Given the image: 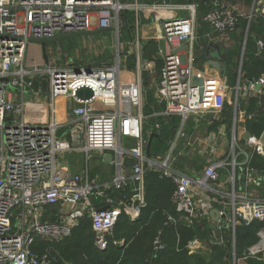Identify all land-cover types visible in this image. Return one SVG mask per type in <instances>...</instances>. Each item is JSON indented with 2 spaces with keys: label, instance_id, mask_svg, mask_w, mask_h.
Returning <instances> with one entry per match:
<instances>
[{
  "label": "built area",
  "instance_id": "built-area-1",
  "mask_svg": "<svg viewBox=\"0 0 264 264\" xmlns=\"http://www.w3.org/2000/svg\"><path fill=\"white\" fill-rule=\"evenodd\" d=\"M114 1L0 0V264H48L46 257L40 260L34 254V243L38 239L59 240L70 236L86 216L96 231V244L105 249L108 233L123 211L133 220L139 218L140 208L145 204V176L149 168L160 170L174 181L177 207L191 219L209 214L207 206H213L196 198L193 186H197L211 195L212 201L225 205L220 213L226 214L222 219H227L226 224L233 231L237 224L264 221V199L253 197L247 191L228 192L211 185V181L218 179L217 169L229 163H211L202 176L181 173L173 167L172 153L184 136V123L192 115L200 117L222 111L228 90L222 76L196 69L186 61L181 49L175 53V48L168 49L175 41L187 42L189 48H194L197 39L194 16H171L172 10L187 6L166 0ZM212 1L213 7L204 20L224 35L237 26L240 15L223 0ZM121 10L135 14L134 33L127 40L126 50L134 56L136 78L133 81L121 79L123 51L114 55V63L92 67L91 71H87L85 65H45L37 59L38 54L30 62L33 38L106 29L116 32L120 44ZM140 11L145 16L151 13L161 27L158 39L164 45L157 39L162 65L155 95L164 103V109L159 114L180 118L181 128L177 129L168 152L161 158L146 155L148 139L144 127L149 116L144 113L143 77L154 63L144 55ZM195 76L203 78L202 92L200 86L194 84ZM38 78L46 79L49 91L50 109L46 120L28 115V109L34 105H30L25 95L33 90ZM256 85L263 87L264 77L251 83L250 88L255 89ZM84 86L93 91L90 99L76 96V91ZM61 99L71 102L73 122L78 123L72 131V139L58 134L63 125L56 119V103ZM156 128L160 129V125ZM124 139H131L133 143L125 146ZM247 145L252 146L253 151H242L245 155L242 165L252 181L260 184L253 177L254 168L250 163L253 153L264 157V145L259 137L253 136L247 139ZM95 151L114 154L116 175L109 184L90 183L84 170L71 173L61 161L65 153L90 155ZM127 158L136 159V164L129 166L131 173L125 175L123 168L127 166ZM230 178L234 187L235 174ZM128 185L132 186L131 197L118 200L111 195L112 190ZM92 196L103 198L106 204L96 207ZM228 207L232 208L230 214H227ZM175 220L169 216V222ZM259 235L264 237V229ZM154 243L157 250L166 248L160 236ZM202 247L199 239L188 244L191 252ZM247 255L264 256V240L252 246Z\"/></svg>",
  "mask_w": 264,
  "mask_h": 264
},
{
  "label": "trees",
  "instance_id": "trees-1",
  "mask_svg": "<svg viewBox=\"0 0 264 264\" xmlns=\"http://www.w3.org/2000/svg\"><path fill=\"white\" fill-rule=\"evenodd\" d=\"M155 2L160 0H140ZM174 1V0H167ZM213 7L212 0H199V12L204 17ZM134 12L127 10L121 14L124 21L130 24ZM208 23V22H207ZM242 34L249 28L248 51L246 52L242 70L239 74L238 63L229 71L230 85L240 83L246 85L251 91V83L264 77V15L255 14L251 20L240 18ZM129 32L130 25L125 27ZM254 35L259 36L262 47L259 50ZM127 36V35H126ZM71 40V39H68ZM160 43L156 39L147 41L144 45V55L149 62L155 64V71L147 69L144 72L145 83L148 86L152 78H156L162 65L159 55ZM241 48L238 46L232 55H238ZM40 55V61L43 57ZM126 65L133 68L134 56L126 52ZM50 63L53 62L50 59ZM39 85V81H35ZM238 107L246 111V130L249 135L260 137L264 133V87L261 92L240 96ZM231 106V105H230ZM224 107V113L230 108ZM232 107V106H231ZM164 109V103L155 95V85L148 86L145 90L144 113L149 117L144 127L145 138L158 132V137H153L151 144L152 157L161 158L169 150V139L174 128L180 123L177 116L165 117L159 114ZM156 113V114H155ZM155 114V115H154ZM160 125V129L156 128ZM254 169L264 173V158L259 155L253 157ZM218 179L211 184L220 183L230 175V167L217 169ZM176 185L174 181L164 175L160 170L149 168L145 176L144 198L145 204L140 208V216L133 220L124 211L108 233V245L101 249L96 244V231L91 219L84 217L75 227L73 233L59 240H37L33 245L34 254L42 260L46 257L48 264H236L237 258H244L247 264H264V257L247 255L249 249L260 240L259 232L264 229V221L256 220L249 225L237 224L235 230L225 223L213 227L206 218L191 219L180 211L174 200ZM132 186H124L120 190H112L111 195L118 200L131 197ZM96 207L106 203L103 198L92 196ZM169 216L174 217V222H169ZM160 236L166 244L164 250L155 248V240ZM199 239L208 243L209 257L203 249L191 252L188 248L190 241Z\"/></svg>",
  "mask_w": 264,
  "mask_h": 264
},
{
  "label": "crops",
  "instance_id": "crops-1",
  "mask_svg": "<svg viewBox=\"0 0 264 264\" xmlns=\"http://www.w3.org/2000/svg\"><path fill=\"white\" fill-rule=\"evenodd\" d=\"M133 0H121L122 3H129ZM167 1V0H166ZM227 5L237 14L240 15V18L243 17H254L255 14H263L264 15V0H223ZM144 2V1H142ZM175 4L186 5L187 8H179L171 11V16L173 17H190L194 16L195 19V31L197 35L196 44L193 49L189 48L188 50L181 48V53L186 56V61L191 62L196 69L203 71L206 74H214L218 76H222V72L212 65H209V60L212 59L214 61H219L223 65L226 63L222 55H226L229 60L227 66V72L223 77V80L228 86V90L226 93L225 105L229 104L230 108L227 110V113H224V109L222 111H216L212 113H208L206 115L197 117L196 115H192L187 119V121L183 125L184 136L179 141L178 145L175 147L172 156L173 167L176 171L181 173L193 175V176H202L204 174L205 168L209 166L211 163L222 162L229 163L225 167H230V175L224 178L220 183L211 184L212 186L219 188L223 191L231 192L235 189L236 192L247 191L253 197L264 199V190H258L251 187L252 184H255L258 187H264V173H261L259 170L254 169L252 172L253 177L260 182V184H256L252 181L251 177L245 173L244 166L242 162L245 158L244 153L242 152L244 148L240 146H245L246 149L244 151L248 153H252L253 147L247 145V139L252 136L247 133L246 130V111L241 110L238 106L239 97L245 95L249 92L250 94H256L257 92L262 91V87L260 90H249L246 85L240 83L239 79L236 85H230L229 83V70L234 67V63H238V72L241 73L242 70V62L244 56L248 49V39H249V28L246 29V32L242 34L241 24L238 23L237 26L230 32L221 35L217 33L209 23L204 20V17H201V13L199 12V0H174L168 1ZM134 12V11H133ZM135 15V14H134ZM122 26L125 28L127 25H130V37L134 33V24L135 17L133 16V20L130 24L123 20ZM161 27L157 21H154L153 16L148 14L145 16V21L141 22V33L144 43L151 39H158V36L161 33ZM95 31V30H94ZM111 32V31H107ZM103 32V33H107ZM100 34V33H99ZM97 35V34H96ZM129 32L127 36H125V43L122 56L124 57L123 61V71H125V76H128V72H133V68H128L125 58L126 50L128 49L127 40L130 38ZM256 36L254 35V40H256ZM73 39V38H71ZM68 40V39H67ZM161 41L160 39H158ZM64 41V40H63ZM120 42V38H119ZM182 43V45H181ZM187 42H179L175 41L168 45V49L175 48L178 49L183 47V45ZM259 50L262 45L259 44ZM51 44V43H50ZM34 48L38 50L37 52H41V47L39 44L32 43ZM161 45H164L161 41ZM240 46L241 50L238 55L233 56L232 52L236 50V48ZM64 64L68 63L66 58H63ZM98 61V60H97ZM67 62V63H66ZM95 62V61H93ZM109 62V61H108ZM71 64L80 65L75 61L71 62ZM108 64V63H106ZM222 65V66H223ZM134 66V65H133ZM152 72L155 71V64L150 66ZM124 73V72H123ZM159 77H156V81ZM36 81H39V85H34L33 90H28L25 99L30 101V105H34L33 107L28 109V115L30 117H39L42 120H46L49 112V91L47 87L46 79L38 78ZM128 81L127 79L125 82ZM133 81V80H131ZM130 81V82H131ZM232 94V100L229 99V95ZM37 98V99H36ZM56 119L59 123H62V127L59 129L58 134L60 136L67 137L72 139V134L74 128L77 127L78 123H74V117L72 114V105L69 100H59L56 103ZM180 123L176 128H174V132L172 133V137L177 133V129L179 128ZM81 136V133H80ZM79 137V134L78 136ZM256 137V136H253ZM264 145V133L259 137ZM235 141V146H234ZM244 144V145H243ZM240 145V146H239ZM232 146V156L227 154V149ZM109 151H95L90 155H86L81 152H69L65 153L61 157V161H63L64 167L67 171L71 173H79L82 170L88 176V181L90 183H95L97 185L109 184L112 182L113 178L116 175V164L114 163V154L113 158H109ZM231 154V153H230ZM67 155V156H66ZM198 155H201L198 156ZM257 153H253V157L255 158ZM92 156V161L89 158ZM261 156V155H259ZM179 157H183L187 162L182 164V166L177 164V161L180 159ZM197 158H204L205 166L198 167L196 164ZM262 157V156H261ZM64 158L67 160L65 161ZM232 158V159H231ZM235 158V164H233ZM264 158V157H262ZM84 162V163H83ZM128 162V161H127ZM125 163L127 166L123 168V173L125 175L131 173V163ZM252 162L250 166L253 167ZM97 167L95 170H99L97 174L93 172L92 169ZM94 171V169H93ZM235 174V182L234 187L231 181L230 176ZM193 191L196 194V198L203 199L206 203H212L213 206H207L208 211L210 212L213 208L223 209L225 205L220 202L212 201L211 195L206 194L201 188L197 186H193ZM203 218H206L210 221V224L214 227V221L212 220L210 214L206 213L203 215ZM227 219H221L218 225L225 223ZM227 225V224H226ZM260 239L264 240L261 235H259ZM204 254L209 257V247L208 243H203ZM264 257V256H263ZM236 264H247L244 258H237L235 260Z\"/></svg>",
  "mask_w": 264,
  "mask_h": 264
},
{
  "label": "rangeland",
  "instance_id": "rangeland-1",
  "mask_svg": "<svg viewBox=\"0 0 264 264\" xmlns=\"http://www.w3.org/2000/svg\"><path fill=\"white\" fill-rule=\"evenodd\" d=\"M121 1V0H120ZM113 2H115L113 0ZM130 3V2H129ZM113 12H115V8L112 9ZM127 10H121L120 15ZM246 17V16H245ZM248 18V17H246ZM251 17L248 19L250 20ZM128 34V31L126 28L121 27L120 32H119V38H120V44H118V37L116 32H107V33H100L97 35H91V36H79L76 38H73L71 40H64V41H59V42H54L48 45V54L50 56L51 61L53 62V65L55 66H63L64 61L63 58H66L68 60V63L71 64V62L75 61L77 63H80V65H85L87 63H93V61H97L100 59H104L108 56H111L112 58L109 60L108 64L114 63L115 59L113 58L114 55L118 51H122L126 46L124 45L125 43V36ZM34 48V46L31 44L30 45V62L32 63V60L34 59L35 55L38 54V60L40 61V55ZM42 62V61H41ZM67 63V62H66ZM124 72V73H123ZM136 77L134 76V73L128 72V76H125V71L123 69L121 70V79L125 81L126 79L130 82L131 80H134ZM144 81L145 78L143 77ZM148 84V86H152V84L155 85L156 83V78H152ZM145 83V82H144ZM145 83V90L148 87ZM229 99L232 100V94L229 95ZM131 139H124L123 144L125 146H130ZM244 145V144H243ZM240 146V145H239ZM246 149L245 146H240ZM247 150V149H246ZM231 153V154H230ZM69 154V153H68ZM227 154L228 156H232V146H230L227 149ZM67 156V155H66ZM201 157V155H198ZM180 159L177 161V164L184 166L185 163H187L183 157H179ZM232 159V158H231ZM65 161H67L64 158ZM90 161H92V156L89 158ZM205 160L204 158H197L196 157V164L198 167L205 166ZM84 163V162H83ZM97 167H94V171L92 169V174L93 172L97 174L100 172L99 170H95ZM210 194L212 192L208 191ZM215 193V192H214ZM207 194V193H206ZM57 209V208H56Z\"/></svg>",
  "mask_w": 264,
  "mask_h": 264
},
{
  "label": "water",
  "instance_id": "water-1",
  "mask_svg": "<svg viewBox=\"0 0 264 264\" xmlns=\"http://www.w3.org/2000/svg\"><path fill=\"white\" fill-rule=\"evenodd\" d=\"M140 17H141L142 21H145V13L143 11H140ZM107 31H109V30L98 29V30L89 31V32L59 34V35H55L53 37L44 38V39H34L33 38L30 41L32 43H36V44L40 45L44 64L45 65H49L50 64V56L48 54V45L50 43L59 42V41H63V40L71 39V38H76V37H79V36L96 35V34L107 32ZM256 40H257V42H260L259 36H256ZM181 48H184V49L188 50L189 46H188V44H184L183 47H179L178 49H174L173 53L177 52ZM222 57L226 61V63L224 65L221 62L214 61L212 59L209 60V65H212L213 67L217 68L219 70V72H222L221 75L224 76L226 74V72H227V66H228L229 60L227 59L226 55H222ZM111 58H112L111 56H108V57H106L104 59H100V60L95 61L93 63L89 62V63L85 64L86 70L87 71H91L92 67L100 66L102 64H106V63H108V61ZM76 66H77V64H76ZM194 84L199 85L200 86V91L202 92V90H203V78L195 76L194 77ZM261 88H262L261 85H256V87H255L256 90H260ZM76 96L78 98L83 99V100L90 99L93 96V91H92L91 88H89L87 86H84V87L79 88L76 91ZM158 136H159L158 133H153L149 137V139L147 141L146 155L149 156V157H151L153 155L152 152H151V144H152L153 137H158ZM171 140H172V136L170 137V139L168 141L169 145H170ZM108 156H109L110 159L113 158V154L112 153H109ZM126 161H128L132 165L136 164V159H134V158H130V159L127 158ZM251 187L254 188V189L262 190V191L264 190V187H258L255 184H252ZM231 212H232V208L228 207L227 208V214H230ZM209 214H210L212 220L214 221V227H216L218 225L220 219L225 218V216H226V214H221L220 210L217 209V208H213L209 212Z\"/></svg>",
  "mask_w": 264,
  "mask_h": 264
},
{
  "label": "bare ground",
  "instance_id": "bare-ground-1",
  "mask_svg": "<svg viewBox=\"0 0 264 264\" xmlns=\"http://www.w3.org/2000/svg\"><path fill=\"white\" fill-rule=\"evenodd\" d=\"M115 8H116V9H118V8H119V6L117 5V6H115Z\"/></svg>",
  "mask_w": 264,
  "mask_h": 264
}]
</instances>
